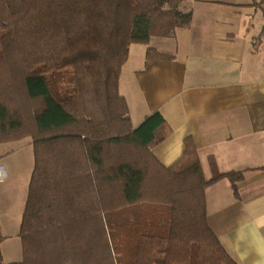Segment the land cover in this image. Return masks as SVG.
Returning <instances> with one entry per match:
<instances>
[{"label": "trees", "instance_id": "16d2710c", "mask_svg": "<svg viewBox=\"0 0 264 264\" xmlns=\"http://www.w3.org/2000/svg\"><path fill=\"white\" fill-rule=\"evenodd\" d=\"M184 2L0 0V144L34 150L11 264H238L208 223L206 190L227 178L237 194L244 172L212 162L207 181L190 137L163 168L151 149L170 128L155 113L134 129L119 92L132 45L191 24Z\"/></svg>", "mask_w": 264, "mask_h": 264}, {"label": "crops", "instance_id": "0c3cea01", "mask_svg": "<svg viewBox=\"0 0 264 264\" xmlns=\"http://www.w3.org/2000/svg\"><path fill=\"white\" fill-rule=\"evenodd\" d=\"M194 1L188 27L130 47L119 92L134 129L155 113L170 128L151 149L163 168L182 158L190 137L207 181L213 178L212 162L222 174L244 172L237 194L227 178L207 188L208 223L238 264H264V12L257 24L256 13L242 5ZM148 50L174 59H147ZM9 158L0 157V181L7 177ZM5 184L0 182L2 245L12 236L5 226L17 225L19 236L30 182L16 213L13 189Z\"/></svg>", "mask_w": 264, "mask_h": 264}, {"label": "rangeland", "instance_id": "374dc122", "mask_svg": "<svg viewBox=\"0 0 264 264\" xmlns=\"http://www.w3.org/2000/svg\"><path fill=\"white\" fill-rule=\"evenodd\" d=\"M225 3H231L235 5L244 6L245 11H250L256 13V23L259 24L262 19V14L264 12V0H220ZM260 3V4H259ZM195 4L194 0H185L179 6V11L183 13L190 12ZM252 15V13H251ZM252 17H254L252 15ZM251 23V20H248ZM1 156H10L8 160L10 161L9 171L7 170V177L4 176L1 178L0 182L5 181L7 188H12L14 195L12 200L15 204L16 213L18 211V206L24 200L26 196V184L30 182L34 167V150L32 145V140L30 138H25L18 141L8 142L0 145V157ZM1 186V185H0ZM1 189V188H0ZM10 200V197L7 199ZM13 206V204H9ZM8 211V210H7ZM11 211H8L10 218ZM22 222V219H21ZM8 233L12 236L7 239L4 245V253L2 258V253L0 249V258L6 263H16L20 262L23 259V245L21 238L17 235L18 227L17 225H7L5 226ZM5 240V238H4ZM3 240V242H4ZM2 242V243H3ZM0 244V247L2 245ZM2 245V248H3Z\"/></svg>", "mask_w": 264, "mask_h": 264}]
</instances>
